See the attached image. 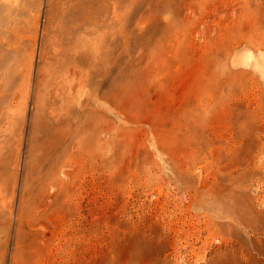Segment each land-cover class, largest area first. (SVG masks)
I'll use <instances>...</instances> for the list:
<instances>
[{"label":"rangeland","instance_id":"obj_1","mask_svg":"<svg viewBox=\"0 0 264 264\" xmlns=\"http://www.w3.org/2000/svg\"><path fill=\"white\" fill-rule=\"evenodd\" d=\"M17 2L0 264H264V0Z\"/></svg>","mask_w":264,"mask_h":264},{"label":"bare ground","instance_id":"obj_2","mask_svg":"<svg viewBox=\"0 0 264 264\" xmlns=\"http://www.w3.org/2000/svg\"><path fill=\"white\" fill-rule=\"evenodd\" d=\"M24 6L23 0H18V2L16 3V5L11 6V12H13V14L16 16L19 15V13L21 12V9H23L22 7ZM5 8V6H3ZM2 6H0V8L3 9ZM6 9V8H5ZM14 18L12 20H9V24L6 26V30L5 33L1 39L2 41V45L4 46V48H6L7 50V55L4 58L3 56L0 57V93H7L9 90V83L7 82L9 79H11L13 77V73L17 74L16 72H13V69L11 67V65H8V59L10 55L13 54H18L20 46H19V40L17 38V36H15V34L12 33L13 30V26H14ZM33 38V37H31ZM33 41V40H32ZM35 45V43H34ZM36 48V46L34 47ZM38 48V47H37ZM2 49V48H0ZM38 50V49H37ZM3 51V50H2ZM5 51V50H4ZM6 52V51H5ZM28 52V51H27ZM2 53V52H1ZM0 53V54H1ZM20 54V53H19ZM5 55V53H4ZM8 56V57H7ZM17 56V55H16ZM18 57V56H17ZM36 57V55H35ZM12 59V58H11ZM36 59V58H35ZM15 61H16V57H15ZM18 64V62H16ZM31 64V63H30ZM42 64V62H41ZM35 76V75H34ZM34 88V87H33ZM32 89V88H31ZM12 90V89H11ZM10 91V90H9ZM33 92V91H32ZM5 95V94H4ZM7 95V94H6ZM3 96H0V99H2ZM1 101V100H0ZM2 103V101H1ZM5 128V127H4ZM234 255V254H233ZM235 259V257H233ZM225 260V259H224ZM223 260V262H224ZM229 261V260H227ZM234 264H235V260ZM222 262V263H223ZM226 262V260H225ZM231 262V260H230Z\"/></svg>","mask_w":264,"mask_h":264}]
</instances>
